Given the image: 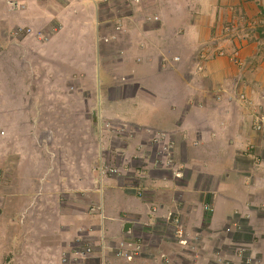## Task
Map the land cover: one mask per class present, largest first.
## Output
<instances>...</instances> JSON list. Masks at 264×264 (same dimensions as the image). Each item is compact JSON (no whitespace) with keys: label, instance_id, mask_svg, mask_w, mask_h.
<instances>
[{"label":"crops","instance_id":"obj_1","mask_svg":"<svg viewBox=\"0 0 264 264\" xmlns=\"http://www.w3.org/2000/svg\"><path fill=\"white\" fill-rule=\"evenodd\" d=\"M247 2L0 0V264H264V59L208 39Z\"/></svg>","mask_w":264,"mask_h":264},{"label":"rangeland","instance_id":"obj_2","mask_svg":"<svg viewBox=\"0 0 264 264\" xmlns=\"http://www.w3.org/2000/svg\"><path fill=\"white\" fill-rule=\"evenodd\" d=\"M248 1L249 2L245 3L244 5L245 8H242V13L238 11L239 9H237L239 8V6L238 7L235 6V9L231 7L230 16H225L223 14L224 19H222V16H221L222 10L219 7L218 15L221 16V18L218 17L217 21H215L214 24H215V29H221V31L223 32H221L217 36L215 35L209 36L208 39L210 40L214 39L217 41L220 40L221 42L222 40L221 37L223 39H228V38L230 39L238 38L239 39L241 37L240 40L246 41V45L249 44L247 51L250 52V55H252V57L249 59H253V57H255L256 55H261L262 57L261 59L263 60L264 59V1L263 0H248ZM237 17L244 18V19H240V21H238ZM238 30L240 32L244 31V34H242L240 37L236 35ZM217 47H219L220 49V46H217ZM221 49L219 51L223 52V50ZM232 54H235L234 56L235 58H237V53H235V51ZM247 64H251V62H247ZM251 66H253V63ZM170 235H172L171 228L167 230V236L170 237ZM205 239L206 238H203L202 234L201 236H199V234H195L192 239H189V242H191L192 240H195L193 243V249L194 248L199 249L200 246H203L202 248L205 249L207 246L208 250H206V252L212 250L213 253L215 255H218L219 257V254H220L219 252H223L222 249L224 248L222 244L223 242L221 241V239L216 238V239L210 240L208 243H206ZM197 241H199V243H196ZM179 251H180V248L178 247L176 250V253H179ZM203 251L205 253V250ZM241 254H242L241 256L243 257L242 260H244L247 255H245L244 253H241ZM179 255L180 254H178V256ZM196 259L200 260V258H196ZM203 261H204L203 262L204 264H217V263L226 264L221 258L217 259V261L216 260L211 261L209 259L207 261V258H206V260L203 259ZM186 262H188V259L184 257V259H182L179 263L186 264ZM246 264H254V263L250 261Z\"/></svg>","mask_w":264,"mask_h":264},{"label":"built area","instance_id":"obj_3","mask_svg":"<svg viewBox=\"0 0 264 264\" xmlns=\"http://www.w3.org/2000/svg\"><path fill=\"white\" fill-rule=\"evenodd\" d=\"M167 147H162V148H158L156 150V165L159 166V164H161L162 162H164L165 157L163 156L164 151H166ZM164 157V158H163ZM170 161V160H167ZM125 170L128 171V168H125ZM136 172H140L139 170H134ZM124 169H119L118 167L114 166V165H110L109 163H104L103 165H101L99 167V173L101 175V177L103 176H107V175H118V174H124ZM143 172V170H142ZM173 237L178 241V242H186V240H184V229L181 225V223L178 220H175L173 222ZM111 251L115 253L116 256H121L122 255V247H113L111 248ZM91 253V248L87 247L85 249V251H76L74 252L75 255L80 256V257H84L85 254ZM131 257V256H129Z\"/></svg>","mask_w":264,"mask_h":264}]
</instances>
